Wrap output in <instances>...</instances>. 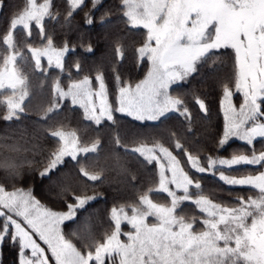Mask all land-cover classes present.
Returning <instances> with one entry per match:
<instances>
[{"label": "snow or ice", "instance_id": "snow-or-ice-1", "mask_svg": "<svg viewBox=\"0 0 264 264\" xmlns=\"http://www.w3.org/2000/svg\"><path fill=\"white\" fill-rule=\"evenodd\" d=\"M85 3L86 0H69L72 10L68 18ZM96 6L93 0V9ZM121 6L127 26L146 30L145 38L135 48L138 60L150 64L144 79L132 84L114 68L117 89L112 101L102 72L71 81L67 90L57 77L52 84L51 104L44 110L45 118L62 110L63 103L70 100L71 105L82 109L83 119L97 128L106 122L115 126L116 113L136 121L159 122L170 112H177L190 124L189 108L184 100L170 94V87L197 73L199 66L219 50L231 48L236 65L234 88L242 93L243 101L239 106L233 104L232 88L223 86L224 125L218 144L223 146L237 138L251 146L250 154H233L230 158L193 155L172 132L168 134L170 146L147 136L129 148L117 134L113 139L118 147L159 166L157 188L140 195L135 206L112 207V230L101 239L96 240L91 229L85 227L78 239L89 243L82 249L65 236L61 226L75 222L78 213L97 196L76 194L70 184L62 183L60 195H70L71 202L65 201L67 211H54L30 190H9L0 184V244L7 240L18 245L19 264H106V260L108 264H264V170L239 177L220 170L241 165L264 169V151L257 154L254 147L257 138H264V0H122ZM51 8L52 0L39 4L37 0H26L25 6L10 18V30L0 37V42L7 45L0 51V89H11V95L0 100L6 105V114L0 117L4 121L19 119L29 97L28 77L16 67L18 57L24 55L21 48L26 46L31 53L34 70L43 68L42 58L49 66L64 69V55L69 48L66 44L55 46V37L45 27V17L55 19ZM85 15L86 22L92 23ZM33 25L42 48L29 43ZM18 26L24 32L22 38L16 37ZM87 51L93 49L89 47ZM114 51L118 62L122 61L124 45L118 42ZM74 67L79 72L80 64ZM195 103L207 112L204 100L196 98ZM48 134L57 145L38 173L42 180L50 179L66 158L80 164L81 158L98 153L102 147L99 139L90 145L82 143L77 129L63 125ZM0 167L14 169L15 165L5 161ZM189 169L199 174L218 171V179L225 185L249 188L256 195L237 197L235 206L217 203L202 193L201 183L193 179ZM76 171L90 183L103 179V169L93 173L81 164ZM152 191L167 194L169 201L154 202L149 194ZM187 201L198 208L201 217L179 214ZM150 218L153 222H149ZM124 224L130 225L131 231L123 232ZM121 236L127 240H121Z\"/></svg>", "mask_w": 264, "mask_h": 264}, {"label": "trees", "instance_id": "trees-1", "mask_svg": "<svg viewBox=\"0 0 264 264\" xmlns=\"http://www.w3.org/2000/svg\"><path fill=\"white\" fill-rule=\"evenodd\" d=\"M25 3L26 0H3V7L0 8V37L10 30V18ZM95 3L97 6L93 9V0H86L84 7L74 11L68 18V12L72 10L69 0H52L50 10L55 19L45 17V27L55 37V46L62 47L66 44L69 48L64 57L63 71L49 66L46 59H42V69L34 70L31 53L26 51V46L20 49L24 55L18 57L17 66L28 77L29 97L25 100V112L19 119L4 121L0 118V163L7 161L15 165L14 169L0 167V184H5L9 190H30L45 206L57 211H67L65 201L71 202V196L60 195L61 184L67 183L77 190L76 194L97 196L98 199L88 206L108 217L114 206L138 203L139 196L156 187L158 180L157 164H148L137 155L118 147L113 139L117 134L121 143L129 148L137 146L147 136L156 137L165 146H170L172 141L168 134L172 132L193 155L230 158L233 154H250L251 146L240 140H231L223 146L218 144L224 125L221 105L224 98L223 86L227 84L232 88L237 106L243 101L242 93L236 92L234 88L236 65L230 48L219 50L199 66L197 73L172 86L171 94L184 100L191 112L190 124L177 112L168 114L159 122L136 121L126 114L116 113L115 126L112 122H106L97 128L83 119L82 109L71 105L70 100L63 103L62 110L45 118L44 110L51 104L52 84L57 77L60 78L61 85L67 87L71 81L79 80L85 75L95 77L98 72H102L110 99L114 101L117 89V82L113 77L114 68L124 81L132 84L140 81L149 69L150 64L146 60L141 63L135 52V48L145 38L146 30L127 26L126 18L122 15L125 11L121 6L122 0H95ZM85 14L92 19V23L86 22ZM15 34L17 38L24 36L19 26ZM118 42L125 49V56L120 62L114 51ZM29 43L33 47H43L35 25ZM89 47L93 51H87ZM5 48L7 45L0 42V51ZM77 63L81 66L79 72L74 67ZM7 96L9 92L0 93V100ZM196 98L204 100L207 112L199 109L195 103ZM5 114L6 105L0 104V117ZM61 125L77 129L82 143L90 145L99 139L102 147L98 153L89 154L86 159L81 158L80 164L66 158L64 165L50 179L42 180L38 173L43 171L49 152L57 145V141L48 133ZM189 128L190 132L187 131ZM254 147L257 154L264 151V139H257ZM180 158L184 159L182 154ZM81 164L93 173L103 169V179L96 183L82 179L76 171ZM220 170H224L227 175H245L263 169L259 166L241 165L230 170L221 167ZM189 171L193 179L201 183L202 193L219 203L235 204L237 197L256 193L249 188L225 185L218 179V171L211 174ZM149 194L158 200H169L163 193L152 191ZM178 211L186 212L191 217L201 214L191 202L183 203ZM109 223L112 226L111 221ZM18 252L17 244L7 240L0 244V264H19Z\"/></svg>", "mask_w": 264, "mask_h": 264}, {"label": "rangeland", "instance_id": "rangeland-1", "mask_svg": "<svg viewBox=\"0 0 264 264\" xmlns=\"http://www.w3.org/2000/svg\"><path fill=\"white\" fill-rule=\"evenodd\" d=\"M98 1H100V0H98ZM44 2V0H37V3L39 4V3H43ZM231 49V48H230ZM232 51H233V54H234V57H235V53H234V50L233 49H231ZM67 53V52H66ZM66 53H65V55H66ZM65 55H64V57H65ZM42 59H46V58H42ZM47 60V59H46ZM16 67H18L17 65H16ZM150 67V66H149ZM18 68H20V67H18ZM149 70V69H148ZM148 72V71H147ZM147 72H146V74H147ZM145 74V75H146ZM145 77V76H144ZM144 77L142 78V79H144ZM141 79V80H142ZM139 82V81H138ZM182 81H179V82H177V83H175V84H173V85H176V84H178V83H181ZM172 85V86H173ZM62 86V85H61ZM172 86L170 87V89H169V92H170V94H171V88H172ZM62 87H64V86H62ZM65 88V90H67V87H64ZM9 92V95H11V89H8V88H6V89H0V93H3V92ZM172 95V94H171ZM173 96V95H172ZM224 99V98H223ZM231 100H232V103L233 104H235L236 105V102H235V100H234V94H233V96H232V98H231ZM226 103V102H225ZM75 106H77V105H75ZM237 106V105H236ZM223 108V107H222ZM223 112H224V108H223ZM170 113H173V112H170ZM169 113V114H170ZM257 139H260V138H257ZM256 139V140H257ZM262 139H264V138H262ZM231 140H239V139H237V138H232V139H230L229 141H231ZM241 141V140H240ZM243 142V141H242ZM234 167V166H233ZM264 170V169H263ZM158 171H159V166L157 165V174H158ZM209 174H211V173H209ZM255 174V173H254ZM217 175H218V173H217ZM246 175V174H245ZM230 176H237V177H239V176H242V175H230ZM158 187V180H157V185H156V187H154L153 189H155V188H157ZM47 188H48V185H47ZM193 191H198V190H195V189H193ZM159 193H162V192H159ZM163 194H165V193H163ZM179 194V193H178ZM166 196H167V194H165ZM254 195H256V193L255 194H253V195H250V196H254ZM151 196V195H150ZM207 196V195H206ZM151 198L153 199V201L154 202H157V203H167L169 200H162V199H157V198H153L152 196H151ZM37 199V198H36ZM215 201V200H214ZM187 202H190V201H187ZM215 202H217V201H215ZM42 203V202H41ZM184 203H186V202H184ZM192 203V202H191ZM217 203H219V202H217ZM43 205H45L44 203H42ZM137 204V203H136ZM136 204H131V203H126V204H119L118 206H120V205H125V206H135ZM223 204H225V203H223ZM233 204V205H232ZM227 205H229V206H235V204L234 203H231V204H227ZM53 210V209H52ZM126 210H128L129 211V215H131V211H130V209H128V208H126ZM54 211H57V210H54ZM179 214H181V215H185V216H188V217H191V216H189L186 212H179ZM197 217H201V214H199ZM101 219V220H100ZM109 221H110V213H109V216L107 217V215L105 214V215H102V214H100L99 212H98V210L96 209L95 211L94 210H92L89 206H86V208L84 209V210H81L79 213H78V215H77V218H76V220H75V222H65V224L64 225H62L61 227H62V231H63V233L65 234V236L67 237V238H69V239H71L74 243H76L77 244V246L78 247H81L82 249H83V245L85 244V243H89V241H86V240H84V241H82V240H80V239H78V237H79V235L83 232V230H84V228L85 227H88V228H90L91 229V232H92V235L94 236V238L96 239V240H99V239H101L102 237H103V235L105 234V233H108V232H110L111 230H112V227H113V225L112 226H110V223H109ZM149 222H153L152 221V219L150 218L149 219ZM199 228H200V225H197V229L199 230ZM100 230V231H99ZM99 231V232H98ZM122 231L123 232H128V231H131V227H130V225H127V224H124L123 226H122ZM98 232V233H97ZM73 233H76V235H73ZM121 240H124V241H126L127 240V237H125V236H121ZM42 243V242H41ZM42 246H43V244H42ZM106 264H108V261L106 260Z\"/></svg>", "mask_w": 264, "mask_h": 264}]
</instances>
